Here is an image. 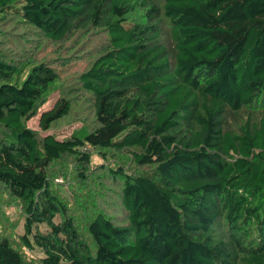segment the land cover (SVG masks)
Here are the masks:
<instances>
[{
	"label": "trees",
	"instance_id": "16d2710c",
	"mask_svg": "<svg viewBox=\"0 0 264 264\" xmlns=\"http://www.w3.org/2000/svg\"><path fill=\"white\" fill-rule=\"evenodd\" d=\"M7 16L47 41H104L71 87L0 49V264H264V0H0ZM77 107L91 127L49 132ZM93 153L149 170L93 168ZM62 161L91 186L120 179L127 222L94 201L81 226L52 179Z\"/></svg>",
	"mask_w": 264,
	"mask_h": 264
},
{
	"label": "rangeland",
	"instance_id": "374dc122",
	"mask_svg": "<svg viewBox=\"0 0 264 264\" xmlns=\"http://www.w3.org/2000/svg\"><path fill=\"white\" fill-rule=\"evenodd\" d=\"M16 18L12 16L0 18L1 51L6 55L7 59H13V61H29L30 59L39 62L40 60H49L57 67L61 83L67 87H71L73 79L90 66L104 41L97 31H90L81 35L76 33L71 39L63 42L47 41L37 30H33L24 24L16 23ZM58 96V90L51 92L48 102L41 111L51 108ZM261 110L260 106H254L243 109L237 115H229L228 127L238 132L240 126L249 115L253 119H257ZM91 113L92 110L88 107L82 109L77 107L69 118L57 122L49 132L54 133L59 139L68 138L76 131L83 129V126L91 127L92 123L89 122L92 120ZM28 126L42 132L39 127V115L30 119ZM46 133L48 132H42L44 135ZM88 150L92 152V149L88 148ZM121 161V159L118 161V158H112V161H107L96 153L92 155L93 168H98L101 165L105 168H115L116 165L120 164L131 174H135L137 171L149 170V167L138 168L134 162L130 161L129 163V160L126 161L128 162L127 164ZM105 168H101V172L104 175L108 172ZM75 173L72 163L62 161L55 165L52 179L57 188L56 191L69 203L71 207L70 213L73 216H77L76 218L81 226L84 227L85 222L93 215L94 210L90 209L95 204L94 201L116 224H125L127 222V212L122 207L119 197L123 186L120 179H113L108 174L99 183L97 182L91 186V179L78 180ZM82 207H87L89 211H84ZM5 211L11 221L17 224L16 232L22 233L24 217L20 207L16 206V204L5 205ZM26 253L29 257H33V255L37 256L39 251L33 253L26 251Z\"/></svg>",
	"mask_w": 264,
	"mask_h": 264
}]
</instances>
